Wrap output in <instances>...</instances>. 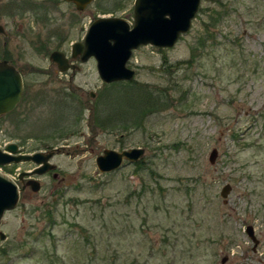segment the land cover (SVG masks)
Instances as JSON below:
<instances>
[{"label":"rangeland","instance_id":"rangeland-1","mask_svg":"<svg viewBox=\"0 0 264 264\" xmlns=\"http://www.w3.org/2000/svg\"><path fill=\"white\" fill-rule=\"evenodd\" d=\"M134 1L78 11L65 0H0V59L11 55L29 91L51 95L71 71L55 73L50 53L70 55L99 17L132 25ZM76 63L72 89L87 106L78 121L77 104L66 106L73 133L46 142L50 104L7 126L9 140L29 136L33 149L65 145L52 161L68 180L40 178L41 190L6 212L0 264H261L246 229L264 252V0H201L175 46L134 50L131 81L105 83L95 58ZM131 147L146 149L142 165L99 171L105 149ZM31 166L15 165L12 178Z\"/></svg>","mask_w":264,"mask_h":264},{"label":"water","instance_id":"water-1","mask_svg":"<svg viewBox=\"0 0 264 264\" xmlns=\"http://www.w3.org/2000/svg\"><path fill=\"white\" fill-rule=\"evenodd\" d=\"M73 2L79 11L86 9L94 0H65ZM201 0H135L133 8L134 23L131 25L121 17H99L91 23L83 42L72 46L73 56L82 55L83 62L93 57L97 61L98 73L105 83L131 81L136 76V70L128 66L134 50L140 46L151 45L159 48H171L192 27ZM2 32V26L0 25ZM50 59L65 71L69 61L62 51H53ZM23 80L21 73L7 61H0V114L11 111L22 98ZM15 153L17 147L9 146ZM54 151L36 152L12 156L0 151V165L10 162L33 161L40 164L35 174H44L53 170L55 165L49 163ZM145 153L144 148H131L118 151L105 149L97 156V168L102 173L114 171L122 166L124 160L135 161ZM218 150L214 148L209 160L215 162ZM26 173H23L25 175ZM22 175V176H23ZM58 175L55 174V177ZM34 192L40 190V182L32 180L29 183ZM22 187L9 175L0 171V226L7 211L14 210L20 202ZM232 187L227 184L221 191L226 200ZM247 233L257 243L252 225L247 226ZM7 238L0 231V242Z\"/></svg>","mask_w":264,"mask_h":264},{"label":"flooded vegetation","instance_id":"flooded-vegetation-1","mask_svg":"<svg viewBox=\"0 0 264 264\" xmlns=\"http://www.w3.org/2000/svg\"><path fill=\"white\" fill-rule=\"evenodd\" d=\"M69 3L74 4L73 2H69ZM76 9H77V7H76ZM84 10H82V11H84ZM0 25L2 26V30H3L2 32L0 31V34L4 35V36H8V33L6 31L5 26L2 23H0ZM54 51H61V50H54ZM51 53H50V55H51ZM63 53H65V52H63ZM50 55H49V59H50ZM65 55L69 61V66H68L67 70H65V71L60 70V68L58 67V64L56 62H53L51 59L50 60L53 63H55L57 66L55 73L62 72L63 74H67L68 71H71L70 76H69L70 85L68 87H62L61 89L58 88V89L52 91V94H51L52 97H51L50 93H48V92L29 91V84L26 81L25 72H24L23 68L22 69L19 68L17 66V64L14 63V60L11 57V55H5L2 59H0V61H7L9 64L15 66V68L21 73L23 84H24L22 98L18 102V104L15 106V108L12 109L11 111L0 114V151L2 153L10 154L12 156H17L20 154H25V155L26 154H33L36 152H51V151L55 152L53 157L49 160V163L52 165H55V168L53 170H49V171L45 172L44 174H35L34 173L35 170L37 168H39L40 164H36L33 161H21L19 163L10 162V163L5 164V165H0V169L2 171H5L6 174H8L11 177H12V174L14 172V166L15 165H18L21 163H23V164L26 163L28 165H32L30 169L21 170L20 173H18L19 174L18 180H17V177H14V180L18 183V185L20 187H22V190L20 193V201H21V198L27 194L33 195L34 193H37V192L33 191L32 186L29 184L30 181H32V180H38L40 182V178L45 177V176H52V178L55 179V181H56L55 185H57V184L62 185L63 183H66V181L68 180L66 176L61 175L59 167L57 166L56 163H54L52 161L53 158L57 154H60L61 152H63L65 150V148H66L65 145L56 146V144H54V143L53 144H46V142L48 140H52L53 138H56V137L58 138V137L66 136L68 134V131L71 130V124H70V122H68V118H67L68 116H66V114H65L66 113V106L69 107L70 102L77 104V107H76L77 110H76L75 114H73L74 118L76 117L77 121L80 120L79 118L81 116V115H79V117L77 118L78 114H80V111L83 113L84 108L87 106V103L82 101V99L80 97L81 95H79L76 92V89H80V86H75L76 89H72L73 79H74L76 73L81 70V67L76 62L78 61L80 63H84L82 60V55L80 54V55L74 57L73 56V50H71L70 55H67L66 53H65ZM91 58H93V57H91ZM49 84L50 83H48L47 85H49ZM33 95H34V97H33V99H31V97ZM47 95L50 96V98H49L50 100L47 98L48 97ZM89 95L91 97L95 98L96 93L94 91H90ZM49 104L51 105V108H52V113H53L52 117L54 120V125L50 126V128L47 131L50 134L44 136V138L46 139V142L42 141V144L44 146L42 145L37 149H33L31 146H29V139H30L29 136L18 138L16 140H9L6 137V133H7L6 131L8 128L7 126H9L8 124L12 125V127L15 128L14 130L16 131L17 127H19L18 121H19L20 117H28L30 115V113L35 108H38V107L42 108V107H45V105L48 106ZM91 111L94 113L96 111V107L92 106ZM70 120L71 119H69V121ZM67 128H70V129L68 130ZM70 132L73 133L74 131L71 130ZM11 144L16 145V147H17V151L15 153L10 151V149H9V146ZM131 148H144V147H131ZM131 148H122L121 150H118V151L129 150ZM108 149H110V148H108ZM145 153H146V149H145ZM145 153L138 160H135V161H129L127 159L124 160V162L122 163V166L123 165H142V163L144 162L143 158L145 156ZM96 165H97V163H96ZM118 169H116V170H118ZM116 170H114V171H116ZM111 172H113V171H111ZM111 172H108V173H111ZM23 173H26V174L23 175ZM55 174L58 176L55 177ZM41 188H42V185L40 182V190H41ZM254 230H255V228H254ZM254 235L258 239L257 243L254 242L253 239L249 235V237L251 238V240L254 243L252 250L254 253L261 254L258 256V258H259L261 264H264V257H262V256H264V252L259 251V248L261 246L262 241L257 237L256 233H254ZM252 258H254V257H252ZM226 260H227V257L223 258L222 263L225 262Z\"/></svg>","mask_w":264,"mask_h":264},{"label":"trees","instance_id":"trees-1","mask_svg":"<svg viewBox=\"0 0 264 264\" xmlns=\"http://www.w3.org/2000/svg\"><path fill=\"white\" fill-rule=\"evenodd\" d=\"M117 84H121V83H117ZM129 84H130V83H129ZM131 84H133V83H131ZM96 122L98 123V125L100 124V125H102V126L105 124V123H103L102 121H99V120H97Z\"/></svg>","mask_w":264,"mask_h":264}]
</instances>
